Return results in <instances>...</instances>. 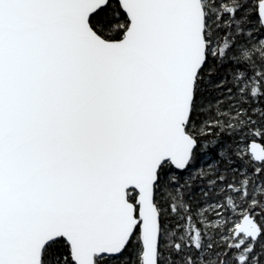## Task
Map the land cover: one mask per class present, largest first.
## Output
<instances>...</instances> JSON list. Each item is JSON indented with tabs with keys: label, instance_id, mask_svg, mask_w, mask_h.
Listing matches in <instances>:
<instances>
[{
	"label": "snow or ice",
	"instance_id": "6c2138e0",
	"mask_svg": "<svg viewBox=\"0 0 264 264\" xmlns=\"http://www.w3.org/2000/svg\"><path fill=\"white\" fill-rule=\"evenodd\" d=\"M264 0H0V264H264Z\"/></svg>",
	"mask_w": 264,
	"mask_h": 264
},
{
	"label": "water",
	"instance_id": "95a60500",
	"mask_svg": "<svg viewBox=\"0 0 264 264\" xmlns=\"http://www.w3.org/2000/svg\"><path fill=\"white\" fill-rule=\"evenodd\" d=\"M252 145H255L256 148L264 147V145L261 142L258 141H251L248 146V150L251 151Z\"/></svg>",
	"mask_w": 264,
	"mask_h": 264
},
{
	"label": "trees",
	"instance_id": "16d2710c",
	"mask_svg": "<svg viewBox=\"0 0 264 264\" xmlns=\"http://www.w3.org/2000/svg\"><path fill=\"white\" fill-rule=\"evenodd\" d=\"M252 141H254V140H252ZM255 141L261 142V143L264 145V139H262V138H260V137H258L257 140H255ZM250 142H251V141H249V143H250Z\"/></svg>",
	"mask_w": 264,
	"mask_h": 264
},
{
	"label": "rangeland",
	"instance_id": "374dc122",
	"mask_svg": "<svg viewBox=\"0 0 264 264\" xmlns=\"http://www.w3.org/2000/svg\"><path fill=\"white\" fill-rule=\"evenodd\" d=\"M258 137H259V136L255 137L253 140H254V141L257 140ZM250 141H252V140H250ZM248 146H249V143H248Z\"/></svg>",
	"mask_w": 264,
	"mask_h": 264
}]
</instances>
